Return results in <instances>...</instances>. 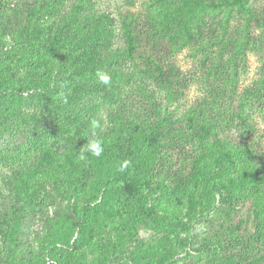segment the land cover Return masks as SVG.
<instances>
[{"label":"trees","instance_id":"obj_1","mask_svg":"<svg viewBox=\"0 0 264 264\" xmlns=\"http://www.w3.org/2000/svg\"><path fill=\"white\" fill-rule=\"evenodd\" d=\"M67 1L0 0V132L28 133L2 152L4 264H264V147L248 138L264 121V32L252 36L250 0H148L120 18V50L110 12ZM249 52L259 76L239 89ZM179 54L197 60L200 94L175 112L156 97H185ZM35 214L37 255L16 257ZM142 225L154 241H136Z\"/></svg>","mask_w":264,"mask_h":264},{"label":"rangeland","instance_id":"obj_2","mask_svg":"<svg viewBox=\"0 0 264 264\" xmlns=\"http://www.w3.org/2000/svg\"><path fill=\"white\" fill-rule=\"evenodd\" d=\"M71 1L68 0L66 3V8L71 4ZM94 3V7L97 11H108L112 14L115 25H114V33L112 36V48L114 50H120L124 47V39L120 27V18L125 15L127 11H134L138 10L140 8V5L143 2H146L148 0H92ZM251 4L255 7L256 10V18L257 23L254 25L253 35H261L260 32H264V0H250ZM8 20L19 19L21 17L20 11L17 12L16 15L12 13L7 14ZM260 44H263L262 47V56H264V39H260L258 41ZM259 55L257 53H251L249 52L247 54V68L239 75L238 79V85L239 89H241L242 86L248 85L254 80L258 78L259 75H257V68L259 66ZM177 62L179 64L180 70L183 71L187 76H189L192 80V83L185 95V97L174 101L172 103H166L164 99V95L161 93H157L156 99L160 102L161 108H164V106L167 107L169 110H174L175 112H182L184 108L189 105L190 103H193L196 100V97L200 94V88L198 86L200 72L197 69V60L191 59L186 54H179L177 56ZM125 72L126 73H132L133 67L130 63H128L125 66ZM148 84L152 86L150 81H148ZM32 108L37 112L40 113L41 109L32 102ZM100 120L102 121L103 125L109 126L108 116L105 111L101 110L99 113ZM257 122V131L254 134H249L248 138L251 142L254 144L264 147V121L261 120L259 116L255 117ZM27 131V130H26ZM26 131L17 132L14 129H10L5 125V122L2 126L1 132H0V195H3L4 193L8 192L10 193L9 189V180H10V171L9 166L5 162V160L2 157V152H7L16 149L17 147H20L22 145H27V135L28 133ZM237 132L239 130H233L234 136H238ZM9 151V152H10ZM53 195V207L61 202V196L59 193H52ZM10 196V194H9ZM11 200H1L0 199V207L4 206L8 203L7 208L10 204ZM51 207V209H54ZM1 210V209H0ZM52 211V210H51ZM4 227L2 215L0 212V245L7 246V243L5 244V240H3L1 233L3 232L2 228ZM201 224H196L195 227H193L194 231L200 230ZM41 223L39 220L38 215H34L33 217H30L29 219L25 220L20 227V235L18 236L17 241V250L14 254V256L18 257L20 254L24 255H37V249L38 244L35 241L34 237L36 236V233L40 230ZM157 238V233L154 229L150 227H146L142 225L140 227V230L137 233L136 241L138 242H152ZM5 254L0 252V264H4L5 261ZM112 264H119L116 261H114ZM123 264V263H122Z\"/></svg>","mask_w":264,"mask_h":264}]
</instances>
